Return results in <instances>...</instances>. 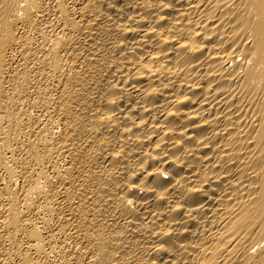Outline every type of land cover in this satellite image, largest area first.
I'll return each instance as SVG.
<instances>
[{
    "label": "bare ground",
    "instance_id": "6f19581e",
    "mask_svg": "<svg viewBox=\"0 0 264 264\" xmlns=\"http://www.w3.org/2000/svg\"><path fill=\"white\" fill-rule=\"evenodd\" d=\"M0 264H264V0H0Z\"/></svg>",
    "mask_w": 264,
    "mask_h": 264
}]
</instances>
